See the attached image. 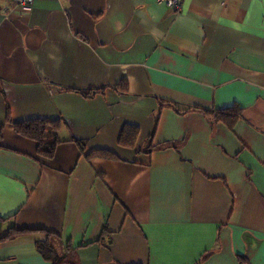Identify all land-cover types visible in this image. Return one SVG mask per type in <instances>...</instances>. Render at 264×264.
I'll use <instances>...</instances> for the list:
<instances>
[{
    "label": "crops",
    "instance_id": "crops-1",
    "mask_svg": "<svg viewBox=\"0 0 264 264\" xmlns=\"http://www.w3.org/2000/svg\"><path fill=\"white\" fill-rule=\"evenodd\" d=\"M0 219V264H264V0H0Z\"/></svg>",
    "mask_w": 264,
    "mask_h": 264
},
{
    "label": "trees",
    "instance_id": "trees-1",
    "mask_svg": "<svg viewBox=\"0 0 264 264\" xmlns=\"http://www.w3.org/2000/svg\"><path fill=\"white\" fill-rule=\"evenodd\" d=\"M120 92H125V84H120L116 88ZM98 92L97 90L84 93L85 95ZM162 104L161 106H163ZM169 106H173L169 104ZM195 111L203 112L204 115L213 123H223L227 127L232 128L234 124L241 118L242 109L238 105H233L222 110L205 111L201 109H194ZM61 121L60 120H33L27 122H20L14 125V130L19 135L31 139L37 143L38 152L45 157H51L56 144L60 141L57 132L59 130ZM137 135V129L131 126H126L121 134L119 144L122 146L132 145ZM82 145V143L80 142ZM83 150V149H81ZM92 156H103L107 158H114V155L106 151H94L86 155L90 158ZM4 220L0 219V223ZM106 229L103 230L99 242H101L106 234ZM25 231H18L14 228L0 236V243L5 242L9 239L14 238L17 235L24 234ZM51 235H47V240L44 242L36 243L37 252L51 264H68L74 256V250L71 249L70 245L65 247L64 253L57 251L55 246L50 242ZM56 240L57 237H55ZM239 264H249L245 257H238Z\"/></svg>",
    "mask_w": 264,
    "mask_h": 264
},
{
    "label": "built area",
    "instance_id": "built-area-1",
    "mask_svg": "<svg viewBox=\"0 0 264 264\" xmlns=\"http://www.w3.org/2000/svg\"><path fill=\"white\" fill-rule=\"evenodd\" d=\"M167 8L173 12H179L181 10L182 0H162ZM13 4L22 10H27L33 6L34 0H12Z\"/></svg>",
    "mask_w": 264,
    "mask_h": 264
}]
</instances>
